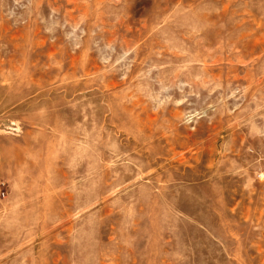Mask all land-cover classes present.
<instances>
[{"label": "rangeland", "instance_id": "374dc122", "mask_svg": "<svg viewBox=\"0 0 264 264\" xmlns=\"http://www.w3.org/2000/svg\"><path fill=\"white\" fill-rule=\"evenodd\" d=\"M0 264H264V0H0Z\"/></svg>", "mask_w": 264, "mask_h": 264}]
</instances>
